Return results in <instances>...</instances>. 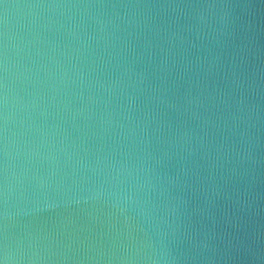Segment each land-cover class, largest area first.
<instances>
[{
	"label": "water",
	"instance_id": "1",
	"mask_svg": "<svg viewBox=\"0 0 264 264\" xmlns=\"http://www.w3.org/2000/svg\"><path fill=\"white\" fill-rule=\"evenodd\" d=\"M0 264H264V0H0Z\"/></svg>",
	"mask_w": 264,
	"mask_h": 264
}]
</instances>
